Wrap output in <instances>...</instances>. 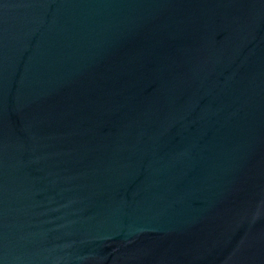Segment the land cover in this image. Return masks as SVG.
I'll return each mask as SVG.
<instances>
[{"label": "water", "instance_id": "obj_1", "mask_svg": "<svg viewBox=\"0 0 264 264\" xmlns=\"http://www.w3.org/2000/svg\"><path fill=\"white\" fill-rule=\"evenodd\" d=\"M0 264H264V0H0Z\"/></svg>", "mask_w": 264, "mask_h": 264}]
</instances>
